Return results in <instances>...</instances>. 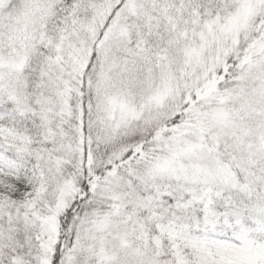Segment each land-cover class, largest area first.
<instances>
[{"label":"snow or ice","instance_id":"1","mask_svg":"<svg viewBox=\"0 0 264 264\" xmlns=\"http://www.w3.org/2000/svg\"><path fill=\"white\" fill-rule=\"evenodd\" d=\"M0 264H264V0H0Z\"/></svg>","mask_w":264,"mask_h":264}]
</instances>
